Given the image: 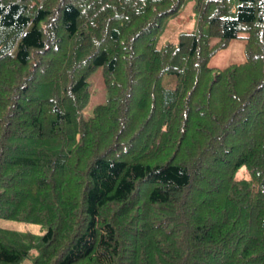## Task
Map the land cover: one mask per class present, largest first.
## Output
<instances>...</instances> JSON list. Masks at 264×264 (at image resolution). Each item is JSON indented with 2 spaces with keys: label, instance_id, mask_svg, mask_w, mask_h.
<instances>
[{
  "label": "trees",
  "instance_id": "trees-1",
  "mask_svg": "<svg viewBox=\"0 0 264 264\" xmlns=\"http://www.w3.org/2000/svg\"><path fill=\"white\" fill-rule=\"evenodd\" d=\"M183 1L0 0V218L43 229L0 227V264H264V0L155 46Z\"/></svg>",
  "mask_w": 264,
  "mask_h": 264
},
{
  "label": "rangeland",
  "instance_id": "rangeland-1",
  "mask_svg": "<svg viewBox=\"0 0 264 264\" xmlns=\"http://www.w3.org/2000/svg\"><path fill=\"white\" fill-rule=\"evenodd\" d=\"M220 0H184L182 4L176 6L174 10L164 16L160 23L159 29L154 33V45L173 39L180 31H193L194 33L207 32L206 22L199 21V14L201 7H206V13H211L216 4ZM227 13L234 16L236 13L237 3L239 0H224ZM108 4L101 6L93 15L88 19L84 25V29L99 28L104 15L109 10ZM89 45V39L84 37L82 39V47L86 48ZM246 45L243 37H234L228 40L225 46L216 50L208 59L210 66L221 68L229 63L241 62L245 59ZM168 76H165L163 82L166 81ZM90 88V96L86 106L83 109V115L88 116L92 113L93 106L97 103L104 102L107 94L103 85L100 67H97L87 78ZM247 170L241 167L236 177L246 176ZM36 223L20 222L11 219L0 218V227L16 228L18 230H27L35 234L43 232L41 227L37 230L33 226ZM40 225L37 224L36 228Z\"/></svg>",
  "mask_w": 264,
  "mask_h": 264
},
{
  "label": "crops",
  "instance_id": "crops-1",
  "mask_svg": "<svg viewBox=\"0 0 264 264\" xmlns=\"http://www.w3.org/2000/svg\"><path fill=\"white\" fill-rule=\"evenodd\" d=\"M33 225H34L33 227H34L35 229H37V230L40 228V226L36 228V225H37V224H33ZM21 264H30V261L27 260V259H25Z\"/></svg>",
  "mask_w": 264,
  "mask_h": 264
}]
</instances>
